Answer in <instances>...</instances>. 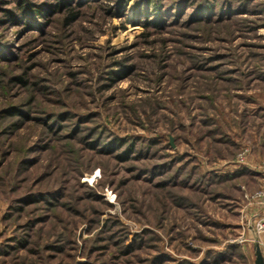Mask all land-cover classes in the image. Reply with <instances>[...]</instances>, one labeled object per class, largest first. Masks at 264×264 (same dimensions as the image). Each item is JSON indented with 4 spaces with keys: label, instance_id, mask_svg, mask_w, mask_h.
Here are the masks:
<instances>
[{
    "label": "rangeland",
    "instance_id": "obj_1",
    "mask_svg": "<svg viewBox=\"0 0 264 264\" xmlns=\"http://www.w3.org/2000/svg\"><path fill=\"white\" fill-rule=\"evenodd\" d=\"M262 160L264 0H0V264H264Z\"/></svg>",
    "mask_w": 264,
    "mask_h": 264
},
{
    "label": "built area",
    "instance_id": "obj_2",
    "mask_svg": "<svg viewBox=\"0 0 264 264\" xmlns=\"http://www.w3.org/2000/svg\"><path fill=\"white\" fill-rule=\"evenodd\" d=\"M261 166L264 170V160L261 161ZM260 184L261 185L251 194V198L257 200V202L264 207V176ZM252 230L257 234V242L260 245H264V212L262 216L256 219L252 226Z\"/></svg>",
    "mask_w": 264,
    "mask_h": 264
},
{
    "label": "trees",
    "instance_id": "obj_3",
    "mask_svg": "<svg viewBox=\"0 0 264 264\" xmlns=\"http://www.w3.org/2000/svg\"><path fill=\"white\" fill-rule=\"evenodd\" d=\"M36 10H37V12H38V13H40V12H41V11H40V10H38V9H36ZM73 14H74V13H71V15H70V16L72 17V16H73Z\"/></svg>",
    "mask_w": 264,
    "mask_h": 264
}]
</instances>
